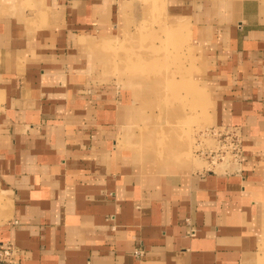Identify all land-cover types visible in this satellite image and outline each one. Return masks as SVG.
<instances>
[{"label": "crops", "instance_id": "obj_1", "mask_svg": "<svg viewBox=\"0 0 264 264\" xmlns=\"http://www.w3.org/2000/svg\"><path fill=\"white\" fill-rule=\"evenodd\" d=\"M126 1L0 0L7 264H264V0H161L212 130L240 138L230 169H181L175 151L159 165L125 148L123 92L94 72L92 51L125 31Z\"/></svg>", "mask_w": 264, "mask_h": 264}, {"label": "rangeland", "instance_id": "obj_2", "mask_svg": "<svg viewBox=\"0 0 264 264\" xmlns=\"http://www.w3.org/2000/svg\"><path fill=\"white\" fill-rule=\"evenodd\" d=\"M122 13L125 31L109 40H94L92 54L94 72L103 73L109 78L103 81L123 92L132 120L125 148L140 160L159 165H171L167 155L175 151L185 164L173 166L181 169L192 164L199 169L235 166L223 147L225 135L212 132L208 98L192 76L185 37L179 28L166 24L162 1L127 0ZM141 68L149 85L133 73ZM218 150L222 161L209 156Z\"/></svg>", "mask_w": 264, "mask_h": 264}, {"label": "built area", "instance_id": "obj_3", "mask_svg": "<svg viewBox=\"0 0 264 264\" xmlns=\"http://www.w3.org/2000/svg\"><path fill=\"white\" fill-rule=\"evenodd\" d=\"M212 132H216L212 130ZM217 134H224L225 135V144H223V147L226 149V153H229V159L230 161H233L235 163L240 162V154H241V142L240 138L236 132V130H221L217 131ZM225 153V154H226ZM224 154V153H223ZM213 160H221V152L213 151L209 155ZM223 157V156H222ZM222 161V160H221ZM194 234L193 230H190L188 232V235L192 236ZM143 251L139 247H135L132 250V256L136 259L143 257ZM14 255V251L10 246L5 245L4 247L0 248V263L7 264L8 260H10Z\"/></svg>", "mask_w": 264, "mask_h": 264}]
</instances>
